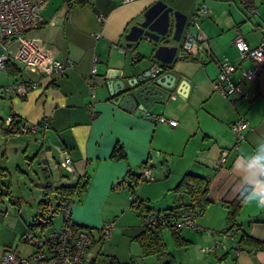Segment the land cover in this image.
<instances>
[{
    "label": "crops",
    "instance_id": "crops-1",
    "mask_svg": "<svg viewBox=\"0 0 264 264\" xmlns=\"http://www.w3.org/2000/svg\"><path fill=\"white\" fill-rule=\"evenodd\" d=\"M249 1L245 5L242 0H49L41 12L42 26L29 35L56 60L71 61L73 67L63 74L40 77L14 63L0 70V87L34 83L23 98L10 93L0 96V250L12 248L22 257L34 252L21 237L27 225L35 223L37 204L43 197H37L35 210L27 213L31 203L15 195L11 180L5 178H11L10 162L15 161V171L28 178L29 171L39 179L37 185L29 178L32 195V187L41 190L43 185L40 166L44 163L56 185H73L77 178L89 176L86 192L71 210V223L90 229L93 237L85 253L86 264H264V250L252 243H264V208L247 200L264 195V68L256 84L242 80L240 69L231 75L249 101H229L212 89L220 62L227 59L237 67L254 68L252 61L240 60L233 45L237 31L250 47L257 46L262 37L264 0H253L258 13L253 16ZM200 5L206 13L192 23ZM198 29L205 43L197 40ZM187 35L194 47L181 57ZM154 65L175 75L174 90L185 80L187 95L174 92L164 105H153L145 113L109 102L111 83L119 78H107L108 71H122L123 78ZM147 113L177 124L156 122ZM9 115L20 122L45 118L47 127L31 134L3 136ZM243 118L248 127L244 140L235 145L230 127ZM115 147L121 148L123 158H111ZM61 150L71 157L73 172L59 169ZM40 154L44 160L38 162ZM148 159L155 163L159 179L133 191L147 210L158 213L189 202L185 196L176 199L172 194L185 174L207 180L208 201L201 214L195 212L203 230L182 228L175 240L173 231L163 227L165 251L152 255H144L135 239L143 231L140 217L144 211L131 207V194L118 186L123 178L140 173ZM26 163L27 171L23 170ZM243 191L247 194L231 239L226 233L231 223L224 204ZM55 200L56 206L59 198ZM47 202L53 210L49 198ZM57 217V223L50 218L53 229L62 224L59 212ZM106 226H110V235L104 240ZM243 236L249 242L240 243ZM215 242L220 245L201 253V247Z\"/></svg>",
    "mask_w": 264,
    "mask_h": 264
},
{
    "label": "built area",
    "instance_id": "built-area-1",
    "mask_svg": "<svg viewBox=\"0 0 264 264\" xmlns=\"http://www.w3.org/2000/svg\"><path fill=\"white\" fill-rule=\"evenodd\" d=\"M49 0H0V70H4L8 64L14 63L36 77L50 76L52 74H63L67 69L73 67L71 61L62 63L56 60L50 51L39 43L35 38L29 35L30 32L39 29L43 24L41 12ZM132 0H122L123 3ZM248 11L250 15H257V7L253 0L249 1ZM206 13L204 5H200L194 15L191 17L193 23L197 16ZM102 20V17H99ZM197 40L199 43H205V36L198 29ZM233 45L239 53L241 61L250 60L254 64L252 70L237 67L227 59L219 63V73L212 82V89L229 101L245 98L249 101L246 92H243L240 85L231 79V75L237 70H241V79L256 84L262 68H264V28H262V37L255 47H250L243 39L240 32H236L233 38ZM194 47L192 38L187 35L181 46V57H184ZM153 73L158 72L156 65L151 67ZM95 68L91 73L94 74ZM29 81V80H28ZM34 83L26 82L15 83L10 87H0V96L3 93H10L13 96H24L28 86ZM147 115L156 122L175 126L177 122L173 119H167L162 115ZM15 122L13 115H9L5 120L8 127ZM46 119L43 118L37 122H21L18 124L13 135L29 134L38 132L41 128H46ZM248 127L247 120L239 119L234 122L230 129L235 136V145L244 140V132ZM68 152L61 150L58 167L66 172H73L74 165ZM155 163L148 159L141 166V171L135 177H125L119 187L129 191L131 200H136V194L133 192L136 184L151 182L155 180ZM72 204H67L62 209V224L53 229L47 236L35 238L32 232L25 233V239L34 247V252L30 257L19 256L17 251L8 248L0 250V264H86L85 253L93 241L91 233L84 228L75 229L71 225ZM196 213H185L180 217H171L168 213H157L145 211L141 215V225L144 229H155L157 227H167L174 231L182 228H191L196 231L203 230L196 223ZM235 227L229 228L226 233L231 239L235 232ZM103 239L106 240L110 235V226H106L103 231ZM215 242L211 246L201 247L200 251L207 254L216 246ZM236 249H240L237 245ZM237 253V252H236Z\"/></svg>",
    "mask_w": 264,
    "mask_h": 264
},
{
    "label": "trees",
    "instance_id": "trees-1",
    "mask_svg": "<svg viewBox=\"0 0 264 264\" xmlns=\"http://www.w3.org/2000/svg\"><path fill=\"white\" fill-rule=\"evenodd\" d=\"M65 1L82 3L84 0H65ZM242 1L246 5V0H242ZM21 97L23 98L24 96ZM20 123H21L20 121H15L10 126L3 128L1 130V134L3 136H8L13 134L16 131L18 124ZM123 157L124 154L121 151V148L115 147L111 153V158L121 159ZM40 170L43 177V185L41 186L43 198H41V200L37 204L38 213L34 217L35 223L27 225V231L32 232L35 238L47 236L53 230L50 217L48 216L49 212L50 213L52 212V210L50 209L51 205H49V203L47 202L48 198H50L52 195H55L56 197L59 198V203L54 207V211L59 212L61 214L62 209L65 205L67 204L73 205L75 201H78L83 196V194L86 192L90 179L89 176L85 174L77 178V180L73 185H69V186L56 185L54 183L53 175L47 164L45 163L42 164L40 166ZM61 170H63L66 173L64 169ZM143 183H150V182H143ZM138 185L139 184H136L135 187H137ZM206 185H207V180L204 177L195 176L192 174H185L180 179V181L172 188V194L176 199H180L185 196L189 199V202H187L186 204H179L178 206L171 207L161 213H168L169 216L171 217H180L185 213H191V212H196L198 214H201L208 205V201L206 199ZM246 194H247L246 191H243L234 201L224 204V206L228 210V219L231 223L228 229L231 227H235L236 229V225L234 224V221L236 219L237 212L243 200L245 199ZM131 207H133L136 210H140V213L143 211L144 212L148 211L144 203L141 200H138L137 196H136V200L135 199L131 200ZM71 225L75 229L85 228L82 226H76L73 223H71ZM162 228L163 227H157L151 230L143 228V231L138 236L135 237V239L141 245L142 252L144 255L160 254L165 251V246L161 236ZM86 229L89 232H91L90 229L88 228ZM171 230L173 231L172 233L173 238L177 240V236H176L177 231H174L173 229ZM25 233L22 235L21 240L27 242V240L25 239ZM244 242H249V240L245 236L241 238L240 243H244ZM252 243L257 247V249L264 250V243H260L257 241H252Z\"/></svg>",
    "mask_w": 264,
    "mask_h": 264
},
{
    "label": "water",
    "instance_id": "water-1",
    "mask_svg": "<svg viewBox=\"0 0 264 264\" xmlns=\"http://www.w3.org/2000/svg\"><path fill=\"white\" fill-rule=\"evenodd\" d=\"M158 72L146 70L142 73H131L123 78L122 71H108L107 78L118 76V80L111 83L109 102L119 105L129 111L139 110L145 113L153 105H164L175 92L185 97L187 95V82L181 80L174 90L175 75L164 73L165 68L158 66ZM109 87V83L107 84ZM42 161L44 156L41 155Z\"/></svg>",
    "mask_w": 264,
    "mask_h": 264
},
{
    "label": "rangeland",
    "instance_id": "rangeland-1",
    "mask_svg": "<svg viewBox=\"0 0 264 264\" xmlns=\"http://www.w3.org/2000/svg\"><path fill=\"white\" fill-rule=\"evenodd\" d=\"M21 135H24V134H21ZM41 155L42 154H40V157L38 158V156L36 157L37 159H38V162L41 160ZM18 163H15V161H11L10 162V165H11V168H12V176H11V178H9V177H5L6 178V181H10V182H12V185H13V191H14V194L16 195H18V194H21V196L25 199V200H27V201H29L30 203H31V205H32V210L31 209H29V206H28V211H27V213H33V210H35V206H36V198L38 197V198H41V197H43L42 196V191L39 189V188H37V186L36 187H32V189H34L33 190V195L31 194V193H29L30 191H29V189H31V182H30V179L29 178H32V179H34V181L37 183V185L39 184L38 182H39V179L37 178V177H33V176H31V174H30V172L29 171H27V167H28V165H27V163L25 164V169H23V170H25V171H27V173H28V175H29V178H28V176H27V174L26 173H19L18 171H15V166L17 165ZM20 166H21V164H19ZM35 165H36V163H35ZM37 166V165H36ZM37 173L38 174H40V172H39V170L37 169ZM39 177H40V175H39ZM159 179V176H158V174L156 173V180H158ZM140 185V187H142V188H145V187H147L149 184H143V183H140L139 184ZM138 187V186H137ZM126 191V190H125ZM129 192V191H128ZM130 193V192H129ZM19 196V195H18ZM32 196L34 197L33 199H31L32 198ZM55 198H56V196L55 195H52L50 198H49V200L52 202V204H53V207H52V212L50 213L49 212V217L51 218V220H54L55 219V223H57L58 222V217H57V214H58V212H56V211H54V207H55V202H56V200H55ZM33 207H34V209H33ZM53 217H54V219H53Z\"/></svg>",
    "mask_w": 264,
    "mask_h": 264
},
{
    "label": "clouds",
    "instance_id": "clouds-1",
    "mask_svg": "<svg viewBox=\"0 0 264 264\" xmlns=\"http://www.w3.org/2000/svg\"><path fill=\"white\" fill-rule=\"evenodd\" d=\"M248 202H255L258 207L264 208V195H260L257 197H247Z\"/></svg>",
    "mask_w": 264,
    "mask_h": 264
}]
</instances>
